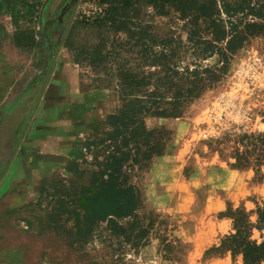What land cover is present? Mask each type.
<instances>
[{
  "label": "rangeland",
  "instance_id": "374dc122",
  "mask_svg": "<svg viewBox=\"0 0 264 264\" xmlns=\"http://www.w3.org/2000/svg\"><path fill=\"white\" fill-rule=\"evenodd\" d=\"M99 13L95 0H0V102L11 108L29 96L18 115L4 116L0 125L3 135L14 134L9 151L0 152V159L5 157L0 160V264H243L241 257L213 249L232 232L233 222L225 217L229 208L250 212L264 201V178L254 168L231 167L237 141L264 134L263 37L234 56L225 78L182 118L146 121L149 129L164 127L172 135L163 157L131 176L143 195L138 218L160 216L145 247L136 253L99 237L84 248L73 247L69 235L52 223L48 195L90 184L95 168L83 145L121 107L115 87L105 89L90 68L76 65L60 41L76 17ZM152 21L170 28L188 47L178 14L170 11ZM17 31L42 46L18 48ZM179 56L180 66L193 62L185 49ZM217 62L216 56L203 66ZM69 160L80 164L83 177L66 172ZM42 189L48 195L40 201ZM161 236L172 242V253ZM254 238L260 240V234Z\"/></svg>",
  "mask_w": 264,
  "mask_h": 264
},
{
  "label": "trees",
  "instance_id": "16d2710c",
  "mask_svg": "<svg viewBox=\"0 0 264 264\" xmlns=\"http://www.w3.org/2000/svg\"><path fill=\"white\" fill-rule=\"evenodd\" d=\"M95 3L101 13L76 17L60 41L73 54L76 65L90 68L105 89L115 87L121 107L94 128L83 145L95 168L90 184L74 192L56 189L55 195L42 189L40 201L47 195L53 199L49 217L57 231L69 235L73 247L84 248L99 237L106 243L110 239V247L115 240L119 249L128 246L137 253L147 245L160 216L150 213L138 218L143 195L131 176L136 168L163 157L172 135L164 127L149 129L146 121L182 118L189 105L225 78L233 57L251 40L264 38V0ZM170 11L185 22L188 47L176 41L170 28L152 21ZM13 20L17 25L16 16ZM14 41L26 50L42 46L30 34L18 31ZM184 49L191 53L193 62L180 66L179 55ZM216 56L215 65L203 66ZM237 144L231 167L254 168L264 178V134L244 135ZM83 163L88 162L85 159ZM66 172L77 178L85 175L80 164L70 160ZM225 217L233 222L232 232L224 235L213 251L241 257L243 264H264V201L250 212L229 208ZM256 232L260 240L254 238ZM159 238L172 253L170 239Z\"/></svg>",
  "mask_w": 264,
  "mask_h": 264
},
{
  "label": "crops",
  "instance_id": "0c3cea01",
  "mask_svg": "<svg viewBox=\"0 0 264 264\" xmlns=\"http://www.w3.org/2000/svg\"><path fill=\"white\" fill-rule=\"evenodd\" d=\"M29 96H27L26 98L22 99L20 102H17L16 104H14L11 108L8 106V104L6 103H2L0 102V125L2 122V119L4 116H10L13 118V116H15L16 114L18 115L19 111H20V107H24L25 102L28 100ZM23 105V106H22ZM33 126V125H32ZM34 130H35V124L34 126L28 130L27 132V139L30 140L32 139V137H34ZM3 129L0 127V141H1V137L3 135ZM15 133V132H13ZM17 134V133H16ZM15 134V135H16ZM9 137H13L14 134H8ZM3 146L0 147V152H2L3 150ZM4 163H0V166L2 167ZM0 171H2V169L0 168ZM1 173V172H0Z\"/></svg>",
  "mask_w": 264,
  "mask_h": 264
},
{
  "label": "flooded vegetation",
  "instance_id": "af4514ba",
  "mask_svg": "<svg viewBox=\"0 0 264 264\" xmlns=\"http://www.w3.org/2000/svg\"><path fill=\"white\" fill-rule=\"evenodd\" d=\"M11 140H13V137H9V135H2V137H1V141H0V147H2L3 146V151L2 152H8L9 151V149H8V147L10 146V144H11ZM2 158L4 159L5 157H4V154H3V156H2ZM1 158V159H2ZM0 159V160H1ZM3 163V160H2V162H1V164Z\"/></svg>",
  "mask_w": 264,
  "mask_h": 264
}]
</instances>
